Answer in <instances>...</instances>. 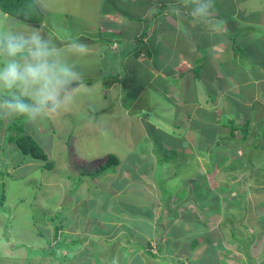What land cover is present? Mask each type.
<instances>
[{
	"label": "rangeland",
	"instance_id": "obj_1",
	"mask_svg": "<svg viewBox=\"0 0 264 264\" xmlns=\"http://www.w3.org/2000/svg\"><path fill=\"white\" fill-rule=\"evenodd\" d=\"M36 2L44 13V20L38 23V28L2 10L0 14L8 16L14 29H39L57 43L79 38L87 44L89 53L86 56L72 58L87 87L80 91L77 102L58 117L36 123H29L22 117L1 118L0 195L3 194L4 203L0 206V264H177L176 258V261L170 262L152 257L146 250L138 248L136 242H143L146 246L151 242L154 253L165 254L173 249L183 253V248L186 245L191 247L194 239L199 244L190 251L196 254H191L194 260L191 264H264V133L261 132L264 122L251 123L253 125L246 138L242 135L243 131L233 137L234 128L228 125L230 117L223 116V112L231 111L230 105L225 102L228 98L225 88L223 91L220 85L219 93L197 94L201 98L198 96V100L193 102L192 96H186L196 89L193 75L175 80L179 72L174 70V64L152 61L143 52L136 59V65L131 67L133 79L127 81L140 80L141 63L152 68L153 78L147 83L150 87L141 88L128 104L124 105L121 101L124 93L117 98V88H109L113 78L106 80L103 77L108 76V72H119L118 64L121 62L131 63L133 60L127 51L132 48L131 43L119 44L120 37L116 35L111 39L112 34L120 36L127 29L139 28L149 18L156 23V13L163 11V14H169L172 7L181 4L175 5L176 0H160L158 5L145 0ZM133 4L144 13L143 16L141 13L135 15L145 20L128 23L130 20H117L111 12L115 9L127 12ZM164 4L167 5L165 8ZM212 11L213 21L220 18L229 21L232 16L244 15L259 18V14L264 15V0H215ZM179 17L185 21L184 15ZM102 20L104 24L101 25ZM225 21H220L221 28L230 34L231 27ZM237 21L235 17L234 24ZM197 24L190 27L189 23H184L179 29L191 39L185 48L188 52L185 51L186 58L193 60L202 56L206 65L210 66L203 67V81L198 78L197 85L202 89L203 84L212 87L217 84L221 74H218V63L214 61L218 56L217 47L211 46L206 39L211 31L207 25ZM159 27L165 28L162 19ZM251 28L254 30H249ZM244 32L240 35L242 41L253 35L264 36V27H248ZM217 33L222 32L217 31L211 39L215 40ZM166 34L162 35L164 44L167 42ZM108 38L112 43L106 42ZM162 48L166 49V46L162 45ZM249 61L246 60L247 65L251 64ZM244 66L245 63L237 59L227 71L243 76ZM166 79L171 81L166 82ZM155 88L170 93L181 89L185 95L183 98L190 102L186 105L197 102L199 108L205 110L204 114L216 112V118L221 121L216 124L217 121L209 114L204 116L202 124L195 121L196 130L202 127L196 138H190L192 133H188L186 138L175 135L179 132L175 126L178 112H183L182 107L189 106H184L185 101L181 105L165 99L161 101L153 92ZM114 98L118 100L114 101ZM158 101L169 104L165 112L154 103ZM191 107L195 109L196 106ZM144 109L150 111L146 116L149 123L141 114ZM236 120L243 122L239 117ZM13 121L18 122L24 133L31 134L42 144L47 160L23 154L14 141L5 142L7 129ZM218 126L222 130L220 133L217 132ZM212 127L215 133L210 132ZM12 133L15 134L14 131ZM257 133L262 134L255 140ZM147 138H150V149L153 151L150 152L155 160L138 152L143 151ZM157 146L163 147L169 154L173 153L171 161L162 163L160 167H156L158 161L154 149ZM120 147L126 151L124 157ZM117 153L125 162V167L119 164L115 171L94 178L82 174L83 170L94 172L98 162L109 154ZM75 156L82 161H76ZM48 163L54 166L51 168ZM127 167L134 168L132 171L135 174L128 172L130 169L127 170ZM136 168L138 171H135ZM110 195L116 204L114 208L104 209L106 202H111ZM95 203L98 210L104 209L105 216L100 212L92 221L95 213L91 206ZM111 214L116 216L111 218ZM58 223L64 225L62 231L69 235L67 240L72 242L73 250L63 246L51 250L56 243L55 237H60L62 233H56V226L61 225ZM164 226L168 228L166 231L156 233ZM94 241L97 243L94 244ZM161 242L163 244L159 246ZM30 247L34 251L31 252ZM36 249L48 251L44 253Z\"/></svg>",
	"mask_w": 264,
	"mask_h": 264
},
{
	"label": "clouds",
	"instance_id": "obj_2",
	"mask_svg": "<svg viewBox=\"0 0 264 264\" xmlns=\"http://www.w3.org/2000/svg\"><path fill=\"white\" fill-rule=\"evenodd\" d=\"M179 3L184 7L191 6L190 15L194 25L201 23L207 25L209 30L214 33L218 31L219 21L212 20L215 0H179ZM171 12L177 16L183 15L181 7H172ZM145 19L142 18L140 21ZM157 21L160 23V19ZM151 22L153 23H149V21L146 23L152 26L155 20ZM37 25L40 26V24ZM158 29L164 33L163 31L167 28L165 30ZM151 36H153V32L150 29L143 40L146 42ZM162 45L165 44H161L157 53L152 55L153 57H149L145 52L144 56L152 61L160 62V64H174V70L177 71L179 60L181 61L184 55L177 49L173 52L169 51L173 45H165L166 49H163ZM199 49L200 47L197 46V50ZM151 50L154 52L153 49ZM88 53L87 44L80 41L79 38L57 43L42 30L12 28L8 16L0 14V118L22 117L29 123H36L43 119L58 117L68 111L77 102L80 91L87 87L83 82V74L72 58L83 57ZM198 58L203 57L197 56L194 59ZM197 66H201V64L194 65L192 70ZM150 70L152 72V69ZM177 72L179 73L174 79L179 81L191 74L189 70H178ZM152 78L153 72L144 78L143 86L146 87L148 85L146 82L151 81ZM117 79L120 82L123 80V76L119 75ZM169 80L166 79V82ZM148 87L150 86L148 85ZM153 90L156 92L157 88ZM154 94L156 95V93ZM159 96L162 95L159 94ZM242 131L244 133V130ZM239 132L241 130H237V133ZM242 135L246 136V134ZM149 250L153 252L151 245ZM155 255L158 259L167 260L164 254L158 252ZM181 262L182 264L188 263L185 259L176 261L177 264H181Z\"/></svg>",
	"mask_w": 264,
	"mask_h": 264
},
{
	"label": "crops",
	"instance_id": "obj_3",
	"mask_svg": "<svg viewBox=\"0 0 264 264\" xmlns=\"http://www.w3.org/2000/svg\"><path fill=\"white\" fill-rule=\"evenodd\" d=\"M145 1L147 3L151 2L152 5H154V4L158 5L160 2V0H145ZM116 11H117V13L115 11L112 12L114 17L117 18V20L122 19V18L126 19V22H128V20H130L128 23H130L132 21L135 22L137 20L140 21L141 17L144 15V13H141L142 11L139 12L137 10V8L134 7V4L131 7H129L127 12H123L122 10H118V9H116ZM135 13H141L140 15H142V16H140V15L137 16V15H135ZM131 16L134 18H130ZM258 16H259V18H254V19L251 18L252 16H249V15H244L241 17L232 16V18L229 21H225V20L220 18L219 20H217V21H219V24L217 25V27H218L217 29H218V32H222V33H217L215 40H213V37L211 39V36L214 35V32L211 31L210 33H208L206 35V39L211 43V46L217 47V52H218L217 55L218 56L216 59H214V61L216 63H218L217 64V67H218L217 72H218V74H221L219 76V78H223V80H219V78H218L217 84H215V85L213 84V87H215V88H213L209 84H208L209 86H206V84H203V87H201L202 89H200V86L197 85V83L199 82L198 78L200 79V81H203V77H204L202 75L203 74L202 72L204 71L203 67H205V66L207 67L208 65H206L204 58H202V60H200V61L198 59L189 60L186 58L185 48L187 49V47L189 46V44L191 42L190 41L191 39L184 36L183 32L179 29L180 27L177 26V25H179L177 23L178 21L176 19H172L173 21L169 20L170 23H169L168 27L166 26V28H167L166 31H163L164 32L163 34L160 32V34H162V35H165V32H167L166 38H165L167 42H165V45L166 46L173 45L172 48L174 49L173 50L171 48L169 51L173 52L177 49L182 55L185 56V57L184 56L182 57L181 61L179 60V63H178L177 68H176L177 71L178 70H181V71L182 70H187V71L189 70V71H191L190 75H195L194 80L196 81V85H195L196 89L194 88L195 91L193 92V94L190 91L188 93L186 92L187 93L186 96H192V99L194 102V99H196V101L198 100V96L201 98V96H200L201 94L205 95L207 93L208 94H210V93L214 94L216 92L219 93L218 89H219L220 85L223 87L222 88L223 91L225 88V92L228 93V98L225 99V102H227V104L230 105L231 111L230 112H223V116H224V118L225 117L228 118V116L230 117V118H228L229 119L228 125L231 128H234L236 134H237V130H241V131L244 130L245 133H243V134L248 133V130H250V128L253 125V124L251 125V123H255L256 121L264 122V42H263L264 36L262 35V37H260L258 35H256V36L253 35V36H251L250 39L243 40V41H242V38L240 36V35L245 34L244 31H246L248 27H253V26L264 27V15L259 14ZM167 17H168V15H167ZM235 17H236V21L238 20L236 24H234V22H233V21H235ZM137 18H139V19H137ZM220 21H225V22L229 23V25L231 27V29L229 30L230 34H228L225 31V29L222 30L221 27H223V25H221ZM238 22L241 24H239ZM189 24H190V27L193 25L192 22ZM174 25H176L177 27L173 31L170 28ZM144 26L145 25L142 24L139 28L132 27L131 29H127L125 34L123 32L121 33L120 38H122V36H123L126 38V40H128V38H129L133 41V40H135L134 33L136 34V36H139L142 33ZM196 26L198 28L199 25L197 24ZM158 27H159V22L156 21V23L152 24L151 31L153 33L155 31L159 32V29H157ZM249 30H254V29L251 28ZM126 34H127V36H126ZM170 39H171V41H170ZM235 39H238L239 42L235 41ZM250 42H252V43H250ZM256 42H257V44H255ZM239 43H241L240 44L241 47L238 46ZM162 44H164V41H162ZM262 51H263V54H262ZM187 57H188V54H187ZM237 59H240L241 61H243V63H245V66H244L245 67V72H244L245 74H243V76L233 75L227 71L228 66L233 65L234 61H236ZM247 59L250 60L249 61L251 63L250 65H247V63H246ZM200 64H201V69H200L199 73H197L196 70H192L194 65H200ZM208 67H210V66H208ZM230 68H232V67H230ZM197 74H199V75H197ZM213 76H214V74H213ZM169 81H171V80H169ZM171 92H173V93L167 92L164 89L157 88L156 95L160 98L161 101H162V99H165L168 102H170V103L172 102V103L177 104V105H181L185 101L184 106H189L188 108L182 107L183 112H178L179 117L176 118L178 120L175 121V123L177 124L175 126L179 130V132H177V134H175V135H180V136H183L186 138L188 133H192L190 138H196L197 136H199V134H200L199 132L202 129V127L199 130L198 129L196 130L195 124H194L195 121L202 124L203 121L205 120L204 116L208 117L209 114H211V116H213L214 119L217 121L216 124H218L221 121L218 118H216V116H217L216 112L215 113L208 112V113L204 114L205 110H202L203 108H199V106H198L199 104L197 102H196V104H193V102H192V104H190L191 106H196L195 109H193V107H191L190 105H186L190 102H188L185 98H183V96H185V95L181 92V89H175L174 91L172 90ZM223 93H222V96H223ZM159 94L162 96H159ZM197 94H200V95H197ZM200 98H199V100H200ZM161 101L156 102L157 106H160L159 108L162 107V111L165 112L168 109L169 104L164 105L163 102L159 103ZM221 102L223 103L224 101H221ZM225 102H224V105H226ZM151 105L154 106L155 104L154 105L151 104ZM142 111H143V113H147V115L150 113L149 110L144 109ZM199 111H201V112L199 113ZM147 115H144L145 119H146ZM238 117L240 119H243L242 123L237 122L236 118H238ZM146 122L149 123V120L146 119ZM234 126L236 127V129ZM216 128L218 129L217 130L218 133H220L222 131L221 128H219V126ZM261 128H262L261 132L264 133V124L261 125ZM210 132L215 133V128L212 127ZM262 133H257V135L254 136L255 140L259 139L261 137ZM246 136H247V134H246ZM246 136L244 138H246ZM233 137H235V136H233ZM147 140L148 141L143 144V146H145L144 147L145 150L144 149H143V151L139 150L138 152L141 153L144 157L151 156V158L153 160H155L153 158V154L151 153L153 151H151V149H150V138H147ZM261 144H263V143H261ZM120 149H121L120 153L124 157L126 155V151L122 147H120ZM117 155H118V153H117ZM120 161H121L120 164L123 165V167H125V162H123L122 159H120ZM135 165L137 166V164H135ZM128 169H130V168L127 167V170ZM133 169H130L128 172L135 174V172L132 171ZM135 171H138L137 168ZM142 174H145V173H142ZM147 174L148 173L146 172V175ZM147 176H149V175H147ZM110 196H111V200H110L111 202H110V204H109V201L106 202L107 205H106V207H104V209H106L108 207L114 208L113 206L116 204V200L113 198L112 195H110ZM104 209L98 210L97 203L93 204L91 206V210H94L95 215H93L94 219L92 221L96 220V217H94V216H96L97 214H98L97 216H99L100 212H101L102 216H105V212H103ZM113 210H115V209H113ZM110 212L113 213V211H110ZM113 216H116V215L111 214V218ZM147 224H149V223H147ZM98 228H100V227H98ZM97 234H101V233L97 232ZM175 236H176V233H175ZM94 244H95V242H94ZM160 244H163V243L161 242ZM187 246L188 245H186V248H183V250H184L183 253L176 252V251H174V249L172 250V252L167 250V252L169 251V253H165L164 257L167 260H169L170 262L176 261L175 260V258H176V259H185L186 261H188V263L191 264L192 262H194L193 256H191V254H194V252L191 253L192 252L190 250L191 248L190 247L187 248ZM100 253H101V251H100Z\"/></svg>",
	"mask_w": 264,
	"mask_h": 264
},
{
	"label": "trees",
	"instance_id": "obj_4",
	"mask_svg": "<svg viewBox=\"0 0 264 264\" xmlns=\"http://www.w3.org/2000/svg\"><path fill=\"white\" fill-rule=\"evenodd\" d=\"M168 2H171V1H168ZM176 4H180L179 0H176L175 5ZM165 6H167V5L164 4L163 7L165 8ZM179 7H181L183 9V12H184L183 15L185 16L183 18L185 21H183L181 19V17L175 15L173 12H170L169 14H165V13L163 14V11L156 13L154 15V18H156L157 20L159 18L162 19L164 21L165 28H166V26L168 27V25L170 23L167 15L169 17H171V19H176L178 21L177 22L179 24V25H177L178 27L182 26L184 23H186V24L191 23L192 22V17L190 15L191 6L184 7L183 5H181ZM0 10L4 11L5 13H8L9 15H12V16L18 18L22 22H25V23H28L31 25H32V23L38 24L44 20V13L42 12V10H41L39 4L36 2V0H0ZM185 10L187 11L186 13H185ZM114 11H116V9L112 10L111 12H114ZM105 14H111V13H105ZM130 18H134V17L131 16ZM137 19H139V18H137ZM151 20L152 19L149 18L147 21H149V23H153V22H151ZM102 23L104 24V20L101 21V25H102ZM149 23L145 24L144 29L142 31V34H140L139 36H136V34L134 33L135 40H133V41L131 39L126 40V38L122 36V38H120V40L118 41L119 44H121L122 42L123 43H126V42L131 43L132 48L127 49V51L129 52V53L128 52L127 53H128V56H131V58L133 59V60H131V63H132V61H133V63L131 64V63L121 62L120 64H118V67H120L119 72L118 71L116 73L108 72V76L103 75L104 79H106V80L113 78L109 88H111L112 86H115V88H117L115 90L117 92V94H116L117 98H119L117 95L124 93L123 94L124 97L121 98V101H123L124 105L128 104L129 102H131L132 100L135 99L138 91L144 87L143 85L145 82L144 78H146L145 76H149L152 73L150 70L152 68H149L145 63H141L140 65L142 67V70L140 71V75H139L140 80L134 79V81L132 83H129L128 81L131 82V78H132L131 67L132 66L134 67L136 65V63H137L136 59H138L141 56V52H143V53L145 52V54H147L149 57L150 56L153 57L152 55L155 52L157 53V51L160 49L162 41H163V39H162L163 33L160 34V32H161L160 30H159V32L155 31L153 33V36L149 37L146 42L143 40L145 35H148V33L151 29V24H149ZM113 26H115V25H113ZM177 26L174 25L170 29L174 31V29H176ZM158 28H160V27H158ZM165 28H160V29L165 30ZM112 35L113 36H111V39L116 35L118 37H121V35L119 36L118 34H112ZM111 39L108 38L106 42L112 43ZM103 41H105V40H103ZM151 49H153L154 52ZM198 60L200 61V60H202V58H198ZM118 67H116V68H118ZM109 68L111 69V66ZM116 68H112V70H115ZM200 69H201V66H197L196 68H194V70H196L197 73L200 72ZM107 71H109V69ZM119 75L123 76V80L120 82H119V79H117L119 77ZM197 75H199V74H197ZM107 78H109V79H107ZM115 79H117V80H115ZM146 83H148V82H146ZM117 98L116 99L114 98V101H117L118 100ZM116 105H117V103H116ZM116 105H114V106H116ZM130 113L133 115L132 111H130ZM141 114H143V116L147 115V113H143V112ZM131 118L133 119V117H131ZM1 122H2V119L0 118V129H1ZM135 124H136V122H135ZM133 127H134V125H133ZM235 129H236V127H235ZM12 131H14L15 134H13ZM23 131H24L23 128L18 124V122L13 121L12 124L9 125V128L7 129V136L5 138V142L6 141H14L18 144V146L21 149L23 154L31 155L32 157H35L38 159L47 160L48 155H47V152L45 151L44 147L42 146V144L34 136H32L31 134H28V133H24ZM235 135H236V133L234 130L232 132V136H235ZM221 139L222 138H220L218 141H220ZM138 145L140 146V143H138ZM262 147L264 148V146H262ZM1 151H2V146L0 144V172H1V168H2ZM168 152L163 147L160 148V146H157L154 149V153L156 154V158H157L158 165H159V166L157 165L156 167H160L163 165L162 163L171 161L173 153L169 154ZM163 153L166 155L161 156ZM157 155H160V156L157 157ZM75 157L77 159L76 161H78V162L82 161V160H80L81 158L79 159L77 156H75ZM120 163H121V161H120V158L118 157V155L109 154L106 158L103 159V161H100V163L98 162V167L95 169L94 172H88V171L83 170L82 174L83 175H90L92 178H94V177H97L98 175H101L105 172L115 171L116 167ZM47 165L51 168L54 166L53 163H48ZM160 188L162 189V187H160ZM3 203H4V196H3V194H1L0 195V206H3ZM3 210H5V209H3ZM60 220L62 221L63 219L61 218ZM58 224H61V223H58ZM148 225L151 226L152 224H148ZM63 228H64V225H62V224L56 226V233H58L59 231H61L62 233H61L60 237H57V236L55 237L56 243H55V246L51 247V250H53L54 248H57L58 246H60V247L63 246L65 249L73 250L71 248L72 245L70 244L72 242L71 241L69 242L67 240L69 235H67L65 232L62 231ZM126 228H125V230H126ZM166 229H168L166 226L161 227V229L156 230V233L161 234L162 232L166 231ZM234 236L237 239H239V237L236 236L235 234H234ZM140 238H142V237H140ZM75 239H77V238H75ZM73 242H74V240H73ZM94 242L97 243L96 241H94ZM134 244H135V242H134ZM198 244H199V241L197 239H194L191 243L190 248L192 250H194ZM135 245H137V247L140 249L146 250V252L148 254H150L152 257L157 258V255H155V253H153L151 250H149V246L151 245V242L148 243V245L146 246L143 244V242L138 241V242H136ZM29 249L31 250V252L34 251V250H32L33 248H31V247ZM36 251H41V252L45 253L48 250L36 249ZM92 253L94 254L95 250ZM181 264H182V262H181Z\"/></svg>",
	"mask_w": 264,
	"mask_h": 264
},
{
	"label": "water",
	"instance_id": "obj_5",
	"mask_svg": "<svg viewBox=\"0 0 264 264\" xmlns=\"http://www.w3.org/2000/svg\"><path fill=\"white\" fill-rule=\"evenodd\" d=\"M33 25L39 26V25H37V24H33Z\"/></svg>",
	"mask_w": 264,
	"mask_h": 264
}]
</instances>
